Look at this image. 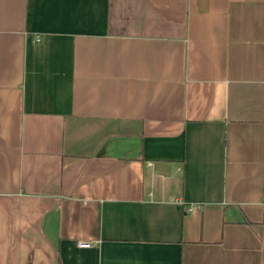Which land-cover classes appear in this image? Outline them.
Segmentation results:
<instances>
[{
    "label": "crops",
    "instance_id": "1",
    "mask_svg": "<svg viewBox=\"0 0 264 264\" xmlns=\"http://www.w3.org/2000/svg\"><path fill=\"white\" fill-rule=\"evenodd\" d=\"M0 264H264V0H0Z\"/></svg>",
    "mask_w": 264,
    "mask_h": 264
},
{
    "label": "built area",
    "instance_id": "2",
    "mask_svg": "<svg viewBox=\"0 0 264 264\" xmlns=\"http://www.w3.org/2000/svg\"><path fill=\"white\" fill-rule=\"evenodd\" d=\"M77 245L82 248L89 247V243L87 242H77Z\"/></svg>",
    "mask_w": 264,
    "mask_h": 264
}]
</instances>
